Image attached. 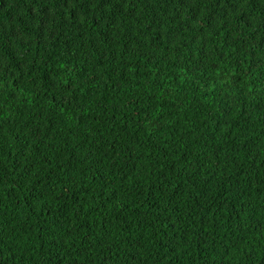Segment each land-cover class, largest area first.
Instances as JSON below:
<instances>
[{"label":"trees","instance_id":"obj_1","mask_svg":"<svg viewBox=\"0 0 264 264\" xmlns=\"http://www.w3.org/2000/svg\"><path fill=\"white\" fill-rule=\"evenodd\" d=\"M0 264H264V0H0Z\"/></svg>","mask_w":264,"mask_h":264}]
</instances>
